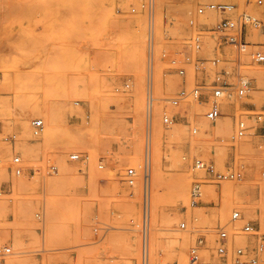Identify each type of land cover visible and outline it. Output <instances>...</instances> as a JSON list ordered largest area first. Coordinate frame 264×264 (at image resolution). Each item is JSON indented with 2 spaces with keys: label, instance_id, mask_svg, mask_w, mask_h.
Instances as JSON below:
<instances>
[{
  "label": "rangeland",
  "instance_id": "obj_1",
  "mask_svg": "<svg viewBox=\"0 0 264 264\" xmlns=\"http://www.w3.org/2000/svg\"><path fill=\"white\" fill-rule=\"evenodd\" d=\"M144 1L0 0V200L7 204L0 210V251L5 246L12 247L11 253L0 256V264L24 255L38 259L48 256L51 264H124L128 259L127 237L133 235L142 239V167L149 76L148 16L141 5ZM165 1L168 6L161 14L156 0L154 61L159 54L164 68L177 78L172 81H178V85L172 82L171 87H174L160 90L154 75L151 218L155 202L157 124L164 131H170L177 124L179 135H166L162 146V168L168 182L162 205L172 217L178 216L177 222L164 227L170 228L164 230V236L168 238L172 232L185 236L187 264H220L215 249L217 227L219 224L233 227L231 217L235 209L241 210L246 220H254L264 232V145L260 146L262 140L257 135L232 139L245 102L262 103L264 66L249 60L247 53L252 46L245 50L237 45L218 46V36L212 28L226 15L237 17L242 12L261 15L264 0L262 4L258 0ZM210 2L232 3L235 8L229 13L198 11L201 4ZM133 7H136L135 11ZM177 13L182 14L185 22L180 24L179 33L174 34V14ZM124 15L139 18L145 28L146 71L139 87L137 74L130 68L132 32L119 24ZM213 15L217 17L214 21ZM199 30L208 41L200 52L204 62L187 63L185 75L172 72L170 58L182 56L191 45L192 35ZM256 39H262L258 32ZM215 58L220 59L218 64L213 63ZM222 66L230 68L234 78L241 74L257 77L256 90L251 99H239L234 93L227 95L229 102L224 106L227 109L222 121L228 122L230 129L224 133L217 129L216 122L210 134L203 136L198 122L208 104L194 95L176 105L171 98L182 88L191 89L201 83ZM257 69L263 74L260 71L262 75H258ZM132 94H135V104L127 100ZM42 103L55 107L56 123L52 129L45 116L32 112ZM167 113L177 116L170 127L163 121ZM21 117L26 122V129L17 123ZM35 118L44 120L40 135H34L32 130L31 123ZM109 118L114 127L105 124ZM134 126H138L141 134L138 158H132L130 154L134 146L130 132ZM74 138L81 139L76 146L72 141ZM243 141L247 146H242ZM194 142L199 143L197 149ZM77 152L81 158L72 160L70 155ZM200 155L221 170L243 165L245 177L240 181L220 183L207 180L204 203L192 206V184L203 176L194 168V159ZM16 156L21 157L17 165L14 162ZM60 160L77 169L61 178ZM16 167L22 169L21 173H16ZM129 167H135L139 174L135 186L129 185L126 178ZM178 172H183L186 180V201L183 197L176 199L169 185ZM19 179L23 180L21 186L17 185ZM49 181L55 183L52 192L47 188ZM236 183L248 185L247 191L235 190ZM51 199L57 208L56 219L54 214L52 220L55 219L62 230L52 234L51 218L47 213ZM16 203L19 209L32 208L34 218V235L22 227L23 247L13 245L12 233L8 237L4 234L18 219ZM245 219L239 222L240 227ZM182 222H186L185 228L181 226ZM152 224L151 220L153 234ZM202 235L207 243L201 258L195 262L191 248ZM238 242L244 244L246 239L238 236ZM165 245L160 262L155 264H182L175 246ZM137 253H140L139 257L138 254L131 257L133 264H141V247L138 249L137 246ZM150 264H154L152 257ZM258 264H264V252Z\"/></svg>",
  "mask_w": 264,
  "mask_h": 264
},
{
  "label": "built area",
  "instance_id": "obj_2",
  "mask_svg": "<svg viewBox=\"0 0 264 264\" xmlns=\"http://www.w3.org/2000/svg\"><path fill=\"white\" fill-rule=\"evenodd\" d=\"M260 4L263 0H258ZM143 9L148 16V43H149V76L146 89V108H145V157L142 167V187H143V217L141 223V264H150V231H151V179H152V151H153V135L155 126V102L156 93L154 87V41H155V23H156V0H145L142 4ZM235 5L227 2H210L208 4H201L198 11L204 13L207 9L211 11H218L221 13L232 12ZM133 11L136 7L132 8ZM213 31L217 33L218 46L237 45L245 50V47L252 46L248 51V56L253 64L264 66V13L256 15L248 12H242L237 17L226 15L224 16L214 28ZM196 32L191 37L190 46L187 47L182 56H172L171 71L179 74H186L187 63L196 60L195 64L204 61L200 55L204 45L208 41L204 38L202 32ZM256 32L261 36V40L256 39ZM219 58L213 59L214 64H218ZM257 77L249 76L247 74L237 75L234 78V73L228 67H220L216 69L212 76H208L201 83H198L191 89L182 88L180 92L171 98L174 105L178 104L180 100L194 95L201 98L203 102L208 104L204 116L216 121L225 114V109L222 105V98L225 95L235 93L239 99H251L256 90ZM177 116L164 115L163 121L166 125H171L175 122ZM237 130L232 135V139L247 138L251 135H257L264 139V97L262 103L258 105L256 102H245L243 112L237 118ZM32 130L34 135H40L44 130V120L42 118H35L32 120ZM197 132V128L193 129ZM261 141L260 146L264 143ZM72 160H79L80 153H72L70 155ZM21 161L20 156L14 158L15 164ZM194 168L197 172L202 173V179H196L192 184L191 198L192 204L198 205L204 203V185L207 180L216 181L218 183L223 181H240L245 177L244 166L238 168L229 167L227 169H219L216 164L206 160L203 156H197L194 159ZM16 173H21L20 167L15 168ZM138 171L135 167H129L126 171V178L129 185L133 186L138 179ZM264 175V171H263ZM1 191V190H0ZM243 214L241 210L235 209L232 212L231 223L237 220H242ZM181 226L186 227V222H182ZM232 228V227H231ZM226 224H219L217 227V234L215 238L216 253L219 256L220 264H258L261 255L264 252V232L254 220H246L238 232H232ZM240 234L245 236L249 241L246 245L237 244L235 236ZM206 237L204 235L197 239V243L191 248L192 261H198L201 258V252L206 246ZM12 252L11 246H5L0 251V256H5Z\"/></svg>",
  "mask_w": 264,
  "mask_h": 264
},
{
  "label": "bare ground",
  "instance_id": "obj_3",
  "mask_svg": "<svg viewBox=\"0 0 264 264\" xmlns=\"http://www.w3.org/2000/svg\"><path fill=\"white\" fill-rule=\"evenodd\" d=\"M158 6H159V11L162 14L164 7L168 6V4L166 3L165 0H158ZM211 13H214V12H211ZM181 15H182L181 13L174 14L175 24H174V27L172 29V32L174 34L179 33L180 24H183L185 22L181 18ZM212 17H214L212 19L213 21L216 20V18H217L216 15H213ZM119 21H120L119 24L121 27L129 28L132 32V47H130L131 48V54H130V65L131 66H130V68L134 72H136V74H137V79H136L137 82L136 83L138 84L137 87H139L142 84V81L144 80V74L146 71V33L144 30L145 29L144 24L142 23V21L139 18L132 16V15H124L121 17V19ZM154 54H155V41H154ZM157 56H159V54L158 55L156 54V60L154 61L155 65H154L153 75H155V80H156V84H157L158 88H160V90L163 87L169 89V87H171L172 82H173V84L175 83L174 85L177 86L178 81L177 82H175L176 80L172 81L174 76L169 75L170 73H168V71H166V69L164 68V64H163V62H161L160 56L158 58H157ZM164 56H165V54H164ZM154 59H155V57H154ZM249 60H250V58H249ZM256 68H257V66H256ZM257 70H258V72L261 71V69H257ZM258 72H256V73H258ZM261 72L258 73V75H262L264 71L262 72V74H261ZM174 79H177V78L175 77ZM174 85H172V87H174ZM227 95H225L221 100L223 107L227 106V104L229 102V98H226ZM229 95H232V93ZM127 100L130 101V103L135 104V94L128 96ZM36 105H38V104H36ZM35 107H34L35 109H32V112L33 113L39 112L43 116H45L46 119L48 120V126L52 129L56 123L55 107L51 104H45V103L39 104L38 106H35ZM224 109L226 110L227 108L224 107ZM136 115H137V113H136ZM140 116H142V115H140ZM137 121H138V119H137ZM216 122L218 123L217 129L224 131V133H226L230 129V124L228 122H223L222 117H220L216 121H211V120L207 119L204 115L203 116L201 115V120L198 122V124L201 128V134L203 136H208L210 134L211 130L214 128L213 124H215ZM17 123H18V125H21L23 127L26 125V122L24 121V119L22 117L18 120ZM139 123H140V121H139ZM105 124H109L112 127L115 126V124H113V121L111 120V118L107 119ZM171 125H169L167 127H170ZM25 129H26V126H25ZM156 131H157L156 137H155L156 139L154 138L155 139L154 149H155V144H156V156H155V165H154L155 166V170H154L155 202H154L153 218H151V220L153 221L152 225L154 228V233L152 234L150 231V233H151L150 234V260L152 257V259L154 260V264L157 262H160V259H161L160 254L162 253V250L166 246L165 243H168L170 245L175 246V249H176L177 255L180 259V262L182 264H187V263H189V259L187 257V245H186L185 236L180 235L178 233L176 234L173 232L170 235L168 234L169 235L168 238H166L164 236V234H165L164 230L170 229V228H164V227H166L167 225H171L173 221H176L178 219V216L172 217L171 214L168 211H166V209L162 205L164 190L166 189V187L168 185L167 184L168 182L165 178V173H164L163 168H162V146H163L164 138L166 135H168V134L171 136H178L179 135L180 127H179V125L174 124L170 131H164V129L158 123ZM130 134L132 136L130 141L134 145L132 147V149L130 150V154L132 155V158H138V157H140V152H141L140 151L141 134H140V130L138 129V126L137 127L134 126V128H133L132 132H130ZM45 135H48V133L46 132ZM72 141H73L74 145L76 146L77 143H79L81 141V139L80 138H78V139L74 138ZM24 145H26V144L24 143ZM193 146L195 149H197L199 147V143L194 142ZM242 146L243 147L247 146L245 141L242 142ZM176 159H177V161H180L179 157H177ZM59 163H61L60 166L62 169L61 178L68 176L70 173H73L77 169L76 166H74V165L69 166L68 164H66L63 161H61ZM152 163H153V160H152ZM175 177L176 178H173L174 180L171 179L172 183H169V185H171V188H172V194H173V196L176 197V199L179 197H183L184 200L186 201L188 192H187V185H186V180H185L183 172H178ZM136 183H135V185H136ZM22 184H23V180L19 179L17 185L21 186ZM135 185H133V186H135ZM247 187H248V185H246L244 183H236L233 186V188L237 191L238 190L247 191ZM47 188L51 192L54 191L55 190V183L53 181H49L47 183ZM6 206H7V204L5 203V200H0V210L5 209ZM192 206H195V205H192ZM15 207L19 211V213L17 214L18 219L14 223L15 225H13L10 228V230L4 231V234L6 237H8L12 233L14 238H15L13 245L15 247H20V246L23 247L25 244V240H24L23 234H22V227L24 226V228L28 234L34 235L35 231L32 230V228L34 227V226L32 227V222H33L34 218H33V214H32V208L28 207L27 209H21V208L19 209L18 203H16ZM56 210H57L56 205H55L54 201H52V199H51L50 204L48 206V212H47L51 218L50 222H49L51 234H52V232L62 231L61 229L59 230L58 222L56 223V220H55L56 214H57ZM54 214H55V219L53 221L52 218H53ZM244 219L245 218H242V220H244ZM242 220L240 219V220H237L236 222H234L235 225L231 228L232 232H238V230H233V229H237L238 227L240 228L239 222H242ZM33 224H34V222H33ZM238 236L246 239L245 236L237 234L235 236L236 243L240 244V245H246V243L248 242L247 239H246V242L244 244H241L238 242ZM212 239L214 240V238H212ZM140 240H141V238L140 239L136 238L133 235L127 237L126 242H127L128 254H126V256L128 255V259H126L124 264H133V261L131 259L132 256L134 257L135 255L138 254V257H139L140 253H137V246H138V249H140V247H141V241ZM240 241H242V240H240ZM138 251H140V250H138ZM32 262H36L39 264H51V258L48 256L43 257L41 259L26 256V255L15 256V257L8 259L6 261V264H30Z\"/></svg>",
  "mask_w": 264,
  "mask_h": 264
}]
</instances>
